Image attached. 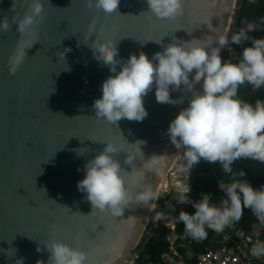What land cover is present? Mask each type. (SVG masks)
Wrapping results in <instances>:
<instances>
[{
	"label": "water",
	"instance_id": "obj_1",
	"mask_svg": "<svg viewBox=\"0 0 264 264\" xmlns=\"http://www.w3.org/2000/svg\"><path fill=\"white\" fill-rule=\"evenodd\" d=\"M31 2L0 0V20L11 25L0 32V264H18L19 259L47 264L45 244L52 240L88 253L89 264H124L140 243L163 182L177 163L182 147H175L167 130L188 106L191 93L184 85L175 91L170 86L171 98H183V103H157L153 85L143 98L148 115L142 122L121 119L114 125L97 119L93 103L112 73L91 47L117 43V59L126 60L141 51L151 58L173 37H228L238 0H183L182 13L171 20L142 12L147 11L145 0H120L118 12L111 15L89 8L86 0H42L41 17L22 35L13 21L30 12ZM32 43L17 72L10 74L9 59L18 45ZM65 49L70 51L63 60ZM138 140L144 141V157L137 155L132 166L124 163L127 153L114 158L124 170H132L124 176L133 197L140 188L132 176L143 171L140 183L152 187L154 198L146 205L133 199L118 217L92 209L77 189L85 164L102 151L103 142L136 154L139 145L129 143ZM148 158L158 161L151 170L143 167Z\"/></svg>",
	"mask_w": 264,
	"mask_h": 264
},
{
	"label": "clouds",
	"instance_id": "obj_2",
	"mask_svg": "<svg viewBox=\"0 0 264 264\" xmlns=\"http://www.w3.org/2000/svg\"><path fill=\"white\" fill-rule=\"evenodd\" d=\"M89 8L105 14H114L120 0H86ZM147 11L156 19L171 20L183 11V0H145ZM44 11L42 0H32L30 12L18 22V31L23 35L32 27ZM11 27L7 19L0 20V32ZM94 27V25H93ZM91 30V28H90ZM248 24L238 34L231 36L232 44L249 40L248 32L254 31ZM37 42V41H36ZM34 42V43H36ZM18 45L9 59V73L14 75L23 63L25 48ZM161 44V40L156 42ZM117 43L97 42L93 49L98 61L109 67L111 75L102 82V95L94 100L95 117L116 125L121 119L142 122L148 115L144 96L153 89L157 103H183V98L173 100L172 90L186 86L191 93L188 106L170 121L168 135L176 148L183 147L189 166L204 159L219 162L226 174L233 173L232 164L241 158H250L264 163V101L255 104L238 98V86L247 82L255 88L264 86V38H252L250 46L242 51L237 63L222 59L221 51L229 45V38L217 33L206 39L193 38L185 41L173 37L172 42L162 45L151 58L144 52L130 54L126 60L117 59ZM62 53L63 60L66 52ZM119 65V70L117 66ZM66 70H69L66 68ZM191 75V80H190ZM201 84L200 89L194 87ZM105 147L84 167V178L77 183L78 191L85 193L92 209L108 211L121 216L126 205L135 199L137 204H148L154 198L150 185H143V171L132 176L131 182L140 188L133 197L125 181L124 173H131L121 167L115 159L118 152L127 153L124 163L133 165L137 155L143 156L144 141L129 143L139 145L136 154L128 153L123 146L103 142ZM79 154H83L78 150ZM152 157V156H151ZM158 164L156 159H146L143 167L151 170ZM42 171V169H41ZM244 177L243 171L239 172ZM225 194L220 205L211 202V195L204 194L198 201H190L184 188L179 202H191L194 213L181 210L178 220L184 224L185 232L194 240L206 238V229L221 232L230 223L238 221L243 208H250L258 219L264 221V186L254 188L247 180L233 179L231 183L218 185ZM158 219L160 217H157ZM50 253L47 264H89L88 253L70 245L52 240L45 244ZM39 250V249H38ZM255 255L264 253V246L253 250ZM23 264V260H17ZM38 264H43L39 261Z\"/></svg>",
	"mask_w": 264,
	"mask_h": 264
},
{
	"label": "trees",
	"instance_id": "obj_3",
	"mask_svg": "<svg viewBox=\"0 0 264 264\" xmlns=\"http://www.w3.org/2000/svg\"><path fill=\"white\" fill-rule=\"evenodd\" d=\"M241 13L236 25H232L230 32V44L235 49V57L242 58V51L250 46L252 38H264V28L248 32L249 40L242 41L241 44H232L231 36L240 32L242 20L256 25L264 23V0H244L241 6ZM222 59L230 60L229 52L221 53ZM239 61H233L237 63ZM238 98L248 103L255 104L256 100L264 101V86L255 88L253 85L245 82L238 86ZM184 156V155H183ZM190 169V200H195L204 194H210L211 198L220 205L224 193L219 188V184H228L233 179L247 180L254 188L264 186V163L250 158H241L232 164L233 173L226 174L220 163H211L201 159L199 163L189 166ZM245 173L244 177L239 176V172ZM219 202V203H218ZM216 204V205H217ZM183 210L188 213H194L195 209L191 203L184 204L179 212ZM178 212V215H179ZM235 227L242 230L246 235H255L253 232L259 227V238L256 240L264 245V221H261L250 208H243L242 216L238 221L233 222ZM207 236L201 240L192 239L186 232L184 224L178 221L176 234V250L172 251L171 244L168 241V231L163 230L157 237H153L146 244V258L154 264H196L198 255L205 252L211 244L212 239L217 234L212 229H206ZM192 257V258H191Z\"/></svg>",
	"mask_w": 264,
	"mask_h": 264
},
{
	"label": "built area",
	"instance_id": "obj_4",
	"mask_svg": "<svg viewBox=\"0 0 264 264\" xmlns=\"http://www.w3.org/2000/svg\"><path fill=\"white\" fill-rule=\"evenodd\" d=\"M187 165L189 167V164ZM174 167L176 168L169 172L167 181L160 190L140 243L124 264H154L146 258V244L149 239L157 237L163 230H167L169 233L168 241L171 244V249L175 247L178 239L176 234L179 221L178 212L184 205L179 202V197L183 194L182 190L184 188L190 189V170L184 177L182 175L184 173H179L178 163ZM176 177L179 178L177 179ZM181 183L183 186L178 187ZM190 193L191 189L187 196ZM157 217L160 218L158 219ZM230 224L229 229L217 232L205 252L197 256L196 264H264V260H262L264 253L255 255L253 252L257 244H260L256 240V236H248L242 230L236 228L233 222ZM260 246L264 245L260 244Z\"/></svg>",
	"mask_w": 264,
	"mask_h": 264
},
{
	"label": "rangeland",
	"instance_id": "obj_5",
	"mask_svg": "<svg viewBox=\"0 0 264 264\" xmlns=\"http://www.w3.org/2000/svg\"><path fill=\"white\" fill-rule=\"evenodd\" d=\"M243 2H244V0H238V3H237V6H236V8H235V11H234V18H233V23H232V25H236L237 24V22H238V20H239V15H240V13H241V6H242V4H243ZM248 24H250V22H248L246 19H244V20H242V22H241V25H240V31L242 30V29H246L247 28V25ZM252 24V23H251ZM254 25V28H255V30H260V29H262V28H264V23L263 24H261V25H256V24H253ZM231 32V31H230ZM230 32H229V35H228V38H229V36H230ZM229 41H230V38H229ZM225 52H229V56H230V60L233 62V61H239L240 59H237L236 57H235V53L233 52V49L229 46L228 48L227 47H225L223 50H222V52L221 53H225ZM184 152H185V149H184ZM184 152H183V155H184ZM184 158V159H183ZM181 160H182V163H181V160L179 161V163H178V167L181 165V164H183V165H185L184 166V168L182 167V172L180 173V174H182V173H184V174H182L184 177H186V175L188 174L187 172H188V170H190L189 169V167H188V161H187V159H186V157H185V155H184V157H183ZM180 177H182V176H180ZM179 178V177H178ZM177 178V179H178ZM182 186V183H181V185L180 186H178V187H181ZM211 202L213 203H215L216 202V200L214 201L212 198H211ZM219 203V202H218ZM215 204H217V203H215ZM217 206H219L218 204H217ZM229 226H231V224H229L228 226H226L224 229H229ZM223 229V230H224ZM259 230H260V228L259 227H256L255 228V230H254V234H255V236H256V238L258 239L259 238Z\"/></svg>",
	"mask_w": 264,
	"mask_h": 264
},
{
	"label": "bare ground",
	"instance_id": "obj_6",
	"mask_svg": "<svg viewBox=\"0 0 264 264\" xmlns=\"http://www.w3.org/2000/svg\"><path fill=\"white\" fill-rule=\"evenodd\" d=\"M183 152H184V148L182 147L181 150H180L179 157H178V159H177V161H176L177 163H179V161L184 157V156H183ZM180 158H181V159H180ZM179 159H180V160H179ZM183 159H184V158H183ZM177 163L175 164V166H177ZM181 163H182V160H181ZM184 166H185V165H183V164H181V165L179 166V173L182 172V167L184 168ZM173 168L175 169L176 167H173ZM173 168H172V169H173ZM174 169H173V170H174ZM176 178H178V177H176ZM166 179H167V177L165 178L163 184L166 182ZM182 186H183V184H182ZM258 247H259V246H257L256 248H258Z\"/></svg>",
	"mask_w": 264,
	"mask_h": 264
},
{
	"label": "crops",
	"instance_id": "obj_7",
	"mask_svg": "<svg viewBox=\"0 0 264 264\" xmlns=\"http://www.w3.org/2000/svg\"><path fill=\"white\" fill-rule=\"evenodd\" d=\"M257 246H259L260 247V244H257ZM176 250V246L174 247V248H172V251H175ZM192 258V257H191ZM262 260H264V257L262 258ZM261 264H263V263H261Z\"/></svg>",
	"mask_w": 264,
	"mask_h": 264
}]
</instances>
